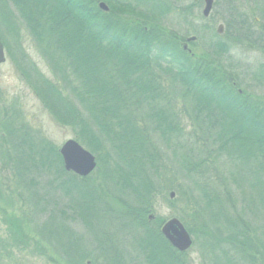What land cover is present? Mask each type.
I'll use <instances>...</instances> for the list:
<instances>
[{
    "label": "trees",
    "instance_id": "16d2710c",
    "mask_svg": "<svg viewBox=\"0 0 264 264\" xmlns=\"http://www.w3.org/2000/svg\"><path fill=\"white\" fill-rule=\"evenodd\" d=\"M102 1L108 3L107 11L98 7V0H0V25L14 37L18 27L30 35L57 85L44 78L22 51L18 56L11 53L0 31L15 67L53 117L70 125L75 139L94 154V172L103 167L105 197L114 187L116 196L108 198L118 199L121 205L111 208L88 181L90 175L79 177L65 172L57 149L46 139L17 141L11 144L12 161L18 175H25L23 182H29L26 175L37 177L41 170H52L53 189L58 197L68 198L66 206L93 236V242L85 248L80 244L82 235L76 234L74 241H79L73 242L70 232L53 215L48 220L56 229L47 236H65L64 247L73 249L75 264L86 258L91 264H98L97 258L103 260L101 264H129L132 256L126 248L111 253L117 251V242L130 245L138 264H186L184 253L161 234V223L151 224L146 212L152 193L162 186L155 177L156 170L151 175L143 171L154 168L151 137L159 130L161 134L180 130L169 101H165L167 95L161 91L162 80L167 77L185 91L193 104V116L212 133L205 137L212 151L224 155L233 167L226 179L216 174L221 182L213 183L209 181L210 174L218 171L216 167H209L204 158L182 156L178 164L184 181L179 180L173 188L180 196L179 202L185 204L191 225L183 216L180 221L189 229L194 221L204 225L207 217L217 232L235 234L207 241L211 264H220L215 251L221 244L239 249L247 264H257L260 258L256 255L264 264V225L254 224L248 214L244 221L234 204L238 195L242 201L248 200L249 206L247 202L242 210L251 214L253 195L264 203V104L248 100L250 97L235 89L236 83L221 77L230 68L225 63L228 47L224 42L209 45L197 56L178 47L176 38L159 27L158 0ZM167 36L174 42L170 43ZM214 62L219 63V68ZM250 74L264 88V70L259 76L257 71ZM13 220L15 227L18 222ZM100 225L105 227L104 232L95 239V228ZM253 240L261 244V250L251 245ZM224 256L226 264H237V258Z\"/></svg>",
    "mask_w": 264,
    "mask_h": 264
},
{
    "label": "rangeland",
    "instance_id": "374dc122",
    "mask_svg": "<svg viewBox=\"0 0 264 264\" xmlns=\"http://www.w3.org/2000/svg\"><path fill=\"white\" fill-rule=\"evenodd\" d=\"M106 4L108 6V3ZM203 6L202 0H158L157 15L161 21L159 27L164 28L169 36L175 37L178 47L182 49L183 43L189 41L188 49L191 54L186 52L191 56L204 53L206 47L216 44L217 41L224 42L228 47L225 63L227 62L230 68H227L228 72L222 73L221 77L227 78L230 83H236L235 89L244 93V96L246 94L250 97H247L248 100L257 99L264 104V88L250 74L251 71H258L259 67L264 68V0H213L207 16L202 14ZM220 24L222 30L217 32ZM0 31L7 39L11 53L18 56V53L22 51L44 78L57 85V80L49 65L41 56L30 35L22 27H18L16 37L9 34L2 25H0ZM169 36H167L168 41L173 43L174 41ZM189 37H194V39L187 40ZM13 38L16 39L17 44ZM5 54L6 60L0 64V264H75L73 263L75 255L73 249L68 250L64 247L66 245L65 236L62 234L47 236L55 228V225L49 222V217L56 216L60 226L70 232V239L73 242L78 243L79 240L74 241L76 235H82L80 240L82 246L89 247L88 242H93V236L76 219L73 210L66 206L68 198L58 197V193L53 189L52 170H41V175L37 177L33 174L26 175L29 182L24 183L25 175L22 178L16 172L14 161H12L14 152L11 150V144L22 140L34 142L37 137L46 139L58 150L65 140L75 139L74 131L70 125L62 124L53 117L39 96L24 80L19 69L15 67L6 48ZM222 61L221 64H223ZM217 62L220 63V60ZM217 62L214 64L219 68ZM166 79L162 80L161 91L167 95L165 101H169L171 105L169 108L177 117L180 130L177 129L176 134L170 131L161 134L159 130L151 137L150 144L153 148L151 161L154 160V168H144L143 171L151 175L152 171L156 170L155 177L159 178L160 186H162L151 195L152 199L146 211L147 219L151 224L161 223L162 225L171 217L179 219L183 216L185 222L191 225L190 215L184 208L185 204L182 201L179 202L180 196L173 188L179 180L184 181L183 170L178 164L182 161V156L192 157L194 160L197 157L204 158L209 167H216L218 171H212L210 174L209 181L213 183L221 182L216 177L217 175L223 174L226 179L229 175L228 170H232L233 167L224 155L218 156L212 151L213 147L208 145L209 142L205 137L212 133L205 128L206 125H203L198 117L193 116V104L191 99L184 94L185 91L180 90L179 85L175 86L170 83L169 79ZM162 104L163 101L160 102V105ZM8 132L11 133L10 137ZM13 134H15L14 138ZM102 171V166L100 170L92 171L88 181L104 196L103 198L111 208L120 207L121 205L116 202L118 199L108 198L116 196L113 186H111L113 188L110 189L111 195L109 196L104 189L108 196L105 197L101 184ZM65 172L72 173L66 170ZM150 178L153 179L151 176ZM170 193H173V196H170ZM243 197L250 199L248 195H243ZM251 198L250 206L254 208L251 214L248 210H242L247 202L249 206L248 200L244 202L238 195V199H234L236 201L234 204L238 210L240 209L239 212L244 221L247 220L245 215L248 214V219L254 220V224L263 226L264 203L260 197L255 195ZM12 217L18 222L15 227ZM10 219L13 222H10ZM204 222H206L204 225H199L194 221L193 227L188 226L191 232L185 226L193 240L191 247L183 252L186 264H211L206 253L207 241L211 242L217 237H225L226 232H217V228L209 223L207 217ZM104 229L103 225L95 228V239L102 236ZM227 235L235 237V234L228 233ZM236 238L243 241L239 235H236ZM250 243L262 249L261 244L256 240ZM115 244L117 251L113 250L111 253L117 254L120 248H126L127 254L132 256L131 262L128 263L138 264V259H133L135 252L131 250L130 245L125 246L118 242ZM219 246V249L215 248V256L220 264H226L224 255L232 259L237 258V264H247L240 257L243 256L242 252L236 247L237 254L228 245ZM90 252L96 257L93 250ZM127 254L126 259L129 256ZM256 258H260L259 262H256L260 264L262 258L258 255ZM102 261L97 258L98 264ZM78 264H91V261L86 258Z\"/></svg>",
    "mask_w": 264,
    "mask_h": 264
},
{
    "label": "water",
    "instance_id": "95a60500",
    "mask_svg": "<svg viewBox=\"0 0 264 264\" xmlns=\"http://www.w3.org/2000/svg\"><path fill=\"white\" fill-rule=\"evenodd\" d=\"M204 6L202 14L207 16L212 7L213 0H203ZM98 7L104 11L108 10V6L100 1ZM222 26L219 25L217 28L218 32H221ZM194 37H189L187 40H192ZM6 60L4 44L0 37V64ZM61 155L63 168L66 171H71L79 176L88 175L96 166V160L94 155L80 145L74 139H67L58 149ZM173 196V193H170ZM160 232L166 238V240L179 252H184L189 249L192 245V238L188 230L185 228L183 223L176 217H171L166 220L161 228Z\"/></svg>",
    "mask_w": 264,
    "mask_h": 264
},
{
    "label": "flooded vegetation",
    "instance_id": "af4514ba",
    "mask_svg": "<svg viewBox=\"0 0 264 264\" xmlns=\"http://www.w3.org/2000/svg\"><path fill=\"white\" fill-rule=\"evenodd\" d=\"M221 30H222V29H221ZM188 42H189V41L183 43V49H184L185 51H187V52H190V49H188ZM190 54H191V52H190Z\"/></svg>",
    "mask_w": 264,
    "mask_h": 264
},
{
    "label": "bare ground",
    "instance_id": "6f19581e",
    "mask_svg": "<svg viewBox=\"0 0 264 264\" xmlns=\"http://www.w3.org/2000/svg\"><path fill=\"white\" fill-rule=\"evenodd\" d=\"M231 65V64H230ZM264 68L262 67H259L258 68V71H257V75L259 76L261 72H263ZM251 72H254V71H251Z\"/></svg>",
    "mask_w": 264,
    "mask_h": 264
}]
</instances>
